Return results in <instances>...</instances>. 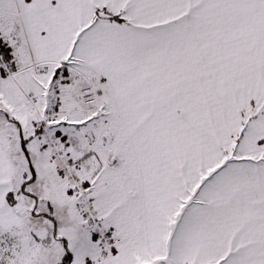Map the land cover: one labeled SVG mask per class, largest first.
I'll list each match as a JSON object with an SVG mask.
<instances>
[{"label":"snow or ice","instance_id":"snow-or-ice-1","mask_svg":"<svg viewBox=\"0 0 264 264\" xmlns=\"http://www.w3.org/2000/svg\"><path fill=\"white\" fill-rule=\"evenodd\" d=\"M0 264H264V0H0Z\"/></svg>","mask_w":264,"mask_h":264}]
</instances>
